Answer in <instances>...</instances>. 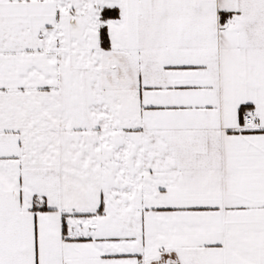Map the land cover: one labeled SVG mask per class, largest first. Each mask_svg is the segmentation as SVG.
Wrapping results in <instances>:
<instances>
[{
	"label": "snow or ice",
	"instance_id": "obj_1",
	"mask_svg": "<svg viewBox=\"0 0 264 264\" xmlns=\"http://www.w3.org/2000/svg\"><path fill=\"white\" fill-rule=\"evenodd\" d=\"M0 264H264V0H0Z\"/></svg>",
	"mask_w": 264,
	"mask_h": 264
}]
</instances>
